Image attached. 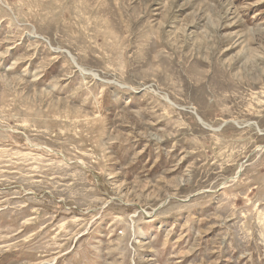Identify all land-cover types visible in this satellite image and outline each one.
Masks as SVG:
<instances>
[{
  "label": "rangeland",
  "instance_id": "obj_1",
  "mask_svg": "<svg viewBox=\"0 0 264 264\" xmlns=\"http://www.w3.org/2000/svg\"><path fill=\"white\" fill-rule=\"evenodd\" d=\"M0 264H264V0H0Z\"/></svg>",
  "mask_w": 264,
  "mask_h": 264
}]
</instances>
